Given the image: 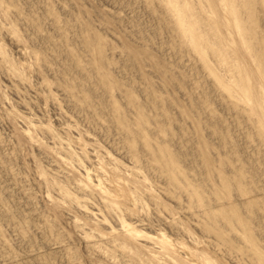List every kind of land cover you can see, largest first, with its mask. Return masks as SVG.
<instances>
[{"label":"rangeland","instance_id":"1","mask_svg":"<svg viewBox=\"0 0 264 264\" xmlns=\"http://www.w3.org/2000/svg\"><path fill=\"white\" fill-rule=\"evenodd\" d=\"M178 1L0 0V264H264V7Z\"/></svg>","mask_w":264,"mask_h":264},{"label":"bare ground","instance_id":"2","mask_svg":"<svg viewBox=\"0 0 264 264\" xmlns=\"http://www.w3.org/2000/svg\"><path fill=\"white\" fill-rule=\"evenodd\" d=\"M161 1H163L167 5L168 9L174 11V13L177 15L176 27L182 31L184 38L186 39V41H188L191 44L193 50L198 52L202 58H204L205 55H208L207 54L208 52L204 48L205 43L199 42L196 40L197 37L203 38L204 35L195 34L194 31H196L195 29H197V28H196V26H194L193 24H191L189 22L188 17H187V13H186V9L184 8V5H182V3L178 0H161ZM198 1L200 2L201 0H198ZM260 1L263 4V6H261V8H263L264 7V0H221L220 1V2H222L221 4H223V6L229 11L231 19L234 21V23L236 25L235 29L236 30L238 29V32H240L239 34L242 35V37L245 41V44L247 46V51L251 54L255 53L254 45H255V42H257V41H255L256 39H255L254 34H253V30H255V29H253L254 27L252 26L253 23L255 22V21H253V20H255L253 8ZM201 3H200V5H201ZM204 4H205V2H204ZM204 4H202L201 6H203ZM203 7H205V5ZM204 9H206V8H204ZM228 11H227V13H228ZM249 21H250V24L252 23L250 26L247 25V24H249ZM255 28H256V23H255ZM217 29H218V27H217ZM256 33H257V31H256ZM260 39L262 40L261 37H260ZM260 43H262V42H260ZM215 45L217 46V44H215ZM215 51H216V53L221 52V50L219 48L218 49L216 48ZM220 82L223 86L227 87L223 80H221ZM166 154H168V153L166 152ZM163 156H164V153L160 152V157H163ZM168 156H170V154L167 155V157ZM170 158H171V156H170ZM165 159H162V160L164 161L163 163L165 164V166L167 168H169L168 170L176 171L177 170L176 164H178V163L175 161V159L173 157L171 159H168V160L166 159V161H165ZM239 177H241V175Z\"/></svg>","mask_w":264,"mask_h":264}]
</instances>
